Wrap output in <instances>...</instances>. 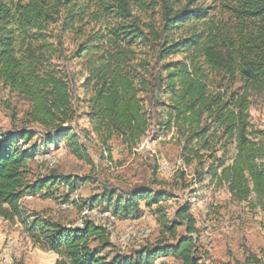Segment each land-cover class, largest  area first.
Wrapping results in <instances>:
<instances>
[{
    "label": "trees",
    "instance_id": "1",
    "mask_svg": "<svg viewBox=\"0 0 264 264\" xmlns=\"http://www.w3.org/2000/svg\"><path fill=\"white\" fill-rule=\"evenodd\" d=\"M197 1L0 0V84L26 102L28 123L44 131L42 147L64 142L86 157L72 127L81 118L88 128L80 131L107 157L113 142L130 153L147 138H169L179 151L178 185L191 197L224 190L230 202L264 212V129L249 112L264 94V0H216L214 12ZM34 137L0 130V216L17 218L33 242L57 256L54 264H153L167 256L204 264L190 204L168 220L158 209L168 238L132 256L105 254L108 233L92 222L79 229L24 216V197L86 181L30 183L27 162L38 147H23ZM168 198L151 190L107 194L103 212L140 217L141 202L149 208Z\"/></svg>",
    "mask_w": 264,
    "mask_h": 264
},
{
    "label": "rangeland",
    "instance_id": "2",
    "mask_svg": "<svg viewBox=\"0 0 264 264\" xmlns=\"http://www.w3.org/2000/svg\"><path fill=\"white\" fill-rule=\"evenodd\" d=\"M184 4L187 0H178ZM216 0H198L196 5L217 10ZM69 68H71L69 66ZM75 70V69H74ZM251 122L256 128L264 129V94L253 98L249 109ZM26 102L9 93L0 84V130L16 133L21 130L34 132L35 137L23 148L38 147L35 158L27 162V180L31 183L40 178H69L78 181L74 187L58 186L42 191L35 196H26L19 208L24 216H38L59 222L64 226L76 227L79 222H92L108 233L110 248L105 250L110 257L114 253L132 256L145 248H152L156 241L168 238L163 235L160 209L166 219L185 204L191 205V214L200 230L199 250L204 253V264H255L264 262V212L251 209L246 204L230 202L224 190H207L191 197V189H181L178 185L177 170L181 165L178 148L167 141H152L149 138L140 142L136 150L126 152L113 142L110 157L100 147L92 135L80 130L88 128L84 118L72 123L85 143L87 155L79 158L71 153L64 142L58 147H42L44 131L36 124L28 123ZM51 158L50 166L46 160ZM189 178L185 179V183ZM196 188V187H193ZM138 190H151L154 193L165 191L169 197L159 205L149 208L140 203V217H115L108 213L103 196L113 194L128 197ZM65 204L71 208L62 210ZM31 222V219H27ZM182 229L178 231V235ZM170 243V241H167ZM10 245V249H9ZM112 251V252H111ZM57 256L41 249L33 242L23 224L17 218L5 220L0 216V264H54ZM153 264H180L173 257H160Z\"/></svg>",
    "mask_w": 264,
    "mask_h": 264
},
{
    "label": "built area",
    "instance_id": "3",
    "mask_svg": "<svg viewBox=\"0 0 264 264\" xmlns=\"http://www.w3.org/2000/svg\"><path fill=\"white\" fill-rule=\"evenodd\" d=\"M46 161H47V163H48L50 166H53L54 162H53V160H51V158H49V159L46 160ZM69 208H71V205H69V204H65V205H63V206L61 207L62 210H67V209H69ZM100 216H101V217H107V216H108V213L103 212V213L100 214ZM83 226H84V224H83L82 222H79V223L76 225V227L79 228V229H82ZM10 248H11V247H10V245H9V249H10Z\"/></svg>",
    "mask_w": 264,
    "mask_h": 264
}]
</instances>
